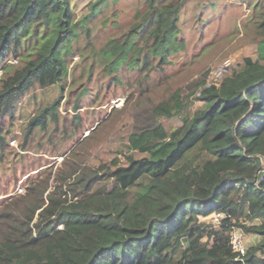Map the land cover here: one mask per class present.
<instances>
[{
    "label": "trees",
    "instance_id": "16d2710c",
    "mask_svg": "<svg viewBox=\"0 0 264 264\" xmlns=\"http://www.w3.org/2000/svg\"><path fill=\"white\" fill-rule=\"evenodd\" d=\"M193 1L216 10L211 0H137L126 8V30L98 41L99 30L118 29L120 0H95L80 16L69 0H0V162L10 155L3 149L15 112L38 90L47 97L68 88L64 109L74 94L77 111L80 98L98 100L106 77L104 88L132 75L139 104L124 123L131 131L122 160L58 172L49 190V175L38 174L23 193L1 200L0 264H264V0L248 2L255 58L227 65L211 83L205 71L172 87L169 70L187 53L181 25ZM198 23L201 35L206 23ZM95 67L101 85L92 95ZM152 78L162 86L156 98L144 83ZM59 100L20 124L26 137L50 124L59 130ZM174 117L180 123L166 129ZM72 123L74 133L81 119ZM22 159L14 153L11 162ZM211 213L221 215L218 224L199 219ZM232 227L259 238L242 259L230 248Z\"/></svg>",
    "mask_w": 264,
    "mask_h": 264
},
{
    "label": "rangeland",
    "instance_id": "374dc122",
    "mask_svg": "<svg viewBox=\"0 0 264 264\" xmlns=\"http://www.w3.org/2000/svg\"><path fill=\"white\" fill-rule=\"evenodd\" d=\"M94 1L69 0L72 10L78 16L87 13L90 3ZM135 1L137 0H120L118 8L124 9V11L118 20V29L108 28L106 32L99 30L96 34L98 41H101L105 35L109 37L126 30L132 16V12H127L126 8L132 6ZM211 1L216 10H210L207 7L203 12L197 2L193 1L189 10L184 12L181 28L184 30L182 36L188 43V49L185 55L180 54L183 56L182 58L175 59L174 67L169 70L171 78L168 77L166 85L168 82L172 87L186 85L199 79L205 71L209 72L206 82L208 84L213 82L219 74L221 75L223 68L227 65L239 66L243 57H256L254 12L252 5L248 6V2L252 0ZM198 19H202L204 23L208 21L204 25L201 35L197 32V28L202 25V23H198ZM77 60L78 57H74L71 65ZM94 73L95 76L88 86L89 93L92 95L98 92L97 85H101V82L96 83V75L100 73L98 67H95ZM131 80H133L132 75L131 79L128 82L125 81L122 86L110 82L108 87L104 88L108 81V77H106L102 82L98 100L92 102V97L90 98L89 95L80 98L79 102L84 106L77 111L72 108L76 101L74 94L69 98L70 107L67 110L64 109L68 88L62 91L50 89L47 97L42 94L41 90H38L36 98H23L19 105L21 108L15 112L11 124L13 132L6 134L5 137L6 143L3 150L10 155L0 162V202L6 196L12 197L23 193L28 179L35 175L34 179H38L45 172L46 175H49V190L55 183V175L58 172L63 176H68L74 167L96 166L102 161L106 166H110L113 159L120 158L122 160V146L127 132L131 131L128 126L130 124L124 125V123L139 106L136 100L138 88L130 84ZM144 83L148 85L150 89L148 93L153 98L159 96L162 86L156 84L155 78H152V82L149 84L147 80ZM57 98L60 99L57 107L60 119L59 130L54 131V124H48L49 128L46 132L38 129L26 137L20 124H26L35 115L34 109L43 107ZM114 109L115 111H113ZM74 117H79L81 123L76 132L72 133L69 130L75 128L72 123ZM63 121L66 132L62 134ZM179 123V119L174 117L164 121V126L166 129H170ZM9 125V120L6 119L4 128ZM90 135L92 136L91 142L78 148L77 145ZM20 144H23L28 150L21 151ZM14 153H20L23 156L21 162H11ZM75 153L77 154L71 157ZM65 158L66 160L63 161ZM36 172L38 173L34 174ZM43 178L45 179V177ZM212 214L206 217L199 216V219L209 223L212 221ZM257 240L256 235L247 233L248 248Z\"/></svg>",
    "mask_w": 264,
    "mask_h": 264
},
{
    "label": "built area",
    "instance_id": "2783aa9c",
    "mask_svg": "<svg viewBox=\"0 0 264 264\" xmlns=\"http://www.w3.org/2000/svg\"><path fill=\"white\" fill-rule=\"evenodd\" d=\"M212 222L218 224L221 215L213 213L211 215ZM229 244L232 253L235 254L236 259H242L248 250L247 233L241 227H232L229 233Z\"/></svg>",
    "mask_w": 264,
    "mask_h": 264
},
{
    "label": "crops",
    "instance_id": "0c3cea01",
    "mask_svg": "<svg viewBox=\"0 0 264 264\" xmlns=\"http://www.w3.org/2000/svg\"><path fill=\"white\" fill-rule=\"evenodd\" d=\"M258 237V236H257ZM259 239V238H258ZM257 242V241H256ZM255 243V242H254Z\"/></svg>",
    "mask_w": 264,
    "mask_h": 264
}]
</instances>
